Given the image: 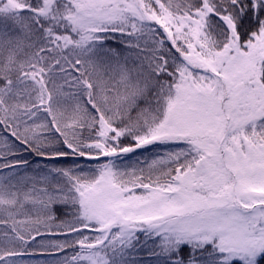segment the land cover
Masks as SVG:
<instances>
[{"label":"snow or ice","instance_id":"snow-or-ice-1","mask_svg":"<svg viewBox=\"0 0 264 264\" xmlns=\"http://www.w3.org/2000/svg\"><path fill=\"white\" fill-rule=\"evenodd\" d=\"M37 250L264 264V0H0V264Z\"/></svg>","mask_w":264,"mask_h":264},{"label":"rangeland","instance_id":"rangeland-1","mask_svg":"<svg viewBox=\"0 0 264 264\" xmlns=\"http://www.w3.org/2000/svg\"><path fill=\"white\" fill-rule=\"evenodd\" d=\"M38 240L40 239L39 237L37 238ZM142 258L144 260H149L151 259L150 257H148L146 254H141ZM57 257L54 256H50L48 254L45 253H41L40 251H36L35 254L33 255H26L24 256L22 259L26 262H28V264H49V262L53 259H55Z\"/></svg>","mask_w":264,"mask_h":264},{"label":"trees","instance_id":"trees-1","mask_svg":"<svg viewBox=\"0 0 264 264\" xmlns=\"http://www.w3.org/2000/svg\"><path fill=\"white\" fill-rule=\"evenodd\" d=\"M31 159V157H29Z\"/></svg>","mask_w":264,"mask_h":264}]
</instances>
